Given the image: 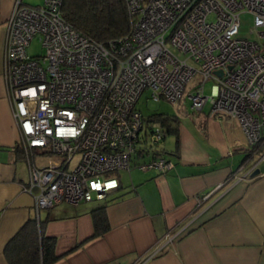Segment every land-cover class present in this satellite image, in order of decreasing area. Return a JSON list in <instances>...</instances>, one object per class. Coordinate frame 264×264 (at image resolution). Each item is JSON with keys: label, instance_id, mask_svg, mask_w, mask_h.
<instances>
[{"label": "built area", "instance_id": "1", "mask_svg": "<svg viewBox=\"0 0 264 264\" xmlns=\"http://www.w3.org/2000/svg\"><path fill=\"white\" fill-rule=\"evenodd\" d=\"M125 3L129 31L102 43L62 17V0L14 1L3 74L29 171L23 189L36 216L61 201L102 200L118 186L115 171L173 167L165 153L133 160L167 135L137 108L145 91L147 98L174 103L186 95L193 111L209 102L208 115L235 120L252 147L264 140V0ZM243 12L252 15L253 38L238 35ZM36 35L45 48L41 57L27 53ZM43 154L53 159L36 163Z\"/></svg>", "mask_w": 264, "mask_h": 264}, {"label": "crops", "instance_id": "2", "mask_svg": "<svg viewBox=\"0 0 264 264\" xmlns=\"http://www.w3.org/2000/svg\"><path fill=\"white\" fill-rule=\"evenodd\" d=\"M14 1L0 0V264L7 241L37 215L3 74ZM208 111H195L178 145L164 143L170 170L125 169L102 200L39 209L54 264H264V140L252 147L235 120ZM103 203L109 227L93 237L91 209Z\"/></svg>", "mask_w": 264, "mask_h": 264}, {"label": "trees", "instance_id": "3", "mask_svg": "<svg viewBox=\"0 0 264 264\" xmlns=\"http://www.w3.org/2000/svg\"><path fill=\"white\" fill-rule=\"evenodd\" d=\"M61 15L78 31L102 43L126 34L130 27L125 0H62ZM152 120L158 121L166 134H175V142L178 145L179 119L176 115L153 113L144 119L147 123ZM15 148L25 157L19 142ZM164 152L162 147L148 146L138 150L133 160L150 159ZM91 218L92 236L102 235L109 227L106 204L93 207ZM46 221L47 218L38 216L27 219L7 241L4 255L8 264H54L59 259L60 255L55 250V237L45 232Z\"/></svg>", "mask_w": 264, "mask_h": 264}, {"label": "rangeland", "instance_id": "4", "mask_svg": "<svg viewBox=\"0 0 264 264\" xmlns=\"http://www.w3.org/2000/svg\"><path fill=\"white\" fill-rule=\"evenodd\" d=\"M23 1L29 5H42L44 0H23ZM251 27H252V15L247 12L241 13L240 14V28H239L238 35L242 37L253 38L255 33L249 32V29ZM27 53L31 56H37V57H41L44 55L45 48L42 45V41L39 35L34 36L30 40V43L27 47ZM192 83H193V80H191L190 83H188V85L186 86V89H185L186 93L190 92L193 89ZM204 93L205 95H210L212 93V81L211 80H207L204 83ZM147 97H148V94L145 91L141 95V97L139 98L136 104L137 108L142 112L144 116H149L153 113L174 114L179 119V133L181 132V130L190 128L191 124H193L192 118L196 116L197 111L195 112L191 109L190 100L186 95H184L183 99H181L177 103H174V102H171L165 99L152 100ZM209 106H210L209 102H207L205 106L203 107V111H206L209 108ZM176 137L177 136L173 133L167 134L164 137L163 142L159 144V147H163L164 143L166 146H173L175 144ZM178 138H179V135H178ZM77 157L78 155H75L73 157V162L77 159ZM51 158L53 159L52 154L51 155L43 154L41 156H35L34 161L36 163H39L42 161L47 162L48 159H51ZM136 168L140 170L138 167ZM119 172L122 173V179H126V177H128V174L127 172H125V169L115 171L113 175L116 176L118 175ZM134 172H137V171L134 170L131 173L133 174ZM91 204H94V203L91 202ZM54 207L55 205L50 207V209H53ZM41 211H43V208L41 209Z\"/></svg>", "mask_w": 264, "mask_h": 264}, {"label": "water", "instance_id": "5", "mask_svg": "<svg viewBox=\"0 0 264 264\" xmlns=\"http://www.w3.org/2000/svg\"><path fill=\"white\" fill-rule=\"evenodd\" d=\"M215 73L218 74V75H221L222 74V70L218 69V70L215 71Z\"/></svg>", "mask_w": 264, "mask_h": 264}]
</instances>
